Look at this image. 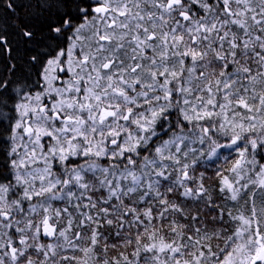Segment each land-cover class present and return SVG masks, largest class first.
I'll list each match as a JSON object with an SVG mask.
<instances>
[{
  "label": "snow or ice",
  "instance_id": "snow-or-ice-1",
  "mask_svg": "<svg viewBox=\"0 0 264 264\" xmlns=\"http://www.w3.org/2000/svg\"><path fill=\"white\" fill-rule=\"evenodd\" d=\"M0 264H264V0H0Z\"/></svg>",
  "mask_w": 264,
  "mask_h": 264
}]
</instances>
